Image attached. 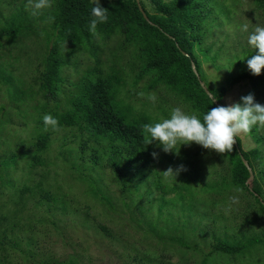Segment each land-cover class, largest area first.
I'll use <instances>...</instances> for the list:
<instances>
[{
    "label": "trees",
    "instance_id": "1",
    "mask_svg": "<svg viewBox=\"0 0 264 264\" xmlns=\"http://www.w3.org/2000/svg\"><path fill=\"white\" fill-rule=\"evenodd\" d=\"M148 1L153 5L155 12L149 11L143 0H140L143 11L137 0H102L100 5L107 9L108 19L107 22L97 25L95 36L89 31L90 21L94 18L91 14L94 0H52V7L39 10L37 15L32 14V8H25L27 2L24 0L7 18L5 17L4 22L0 20L1 49L5 44L22 47L24 40L39 36L46 42L44 50L39 55L41 69L35 79L39 86L37 92L42 97L40 104L36 106L34 116L37 125L30 141L19 140L14 143V148L11 147L4 154H0L1 188L9 189L19 185L22 186V194L36 188V193L40 192L41 198L48 200L47 202L59 203L65 208L67 199L52 196L42 187L43 180L35 186H30L25 184L26 180L22 181L14 175L21 160H28V157H31L35 164L45 161L43 154L50 149L55 131L51 128L45 131L42 118L45 114H51L58 119L59 128H75L79 131L78 137L81 140L72 166L87 172L82 180L88 184V191L95 195L100 194L101 198L109 203L110 197L102 188L101 177L96 176L97 171L108 166L124 191L123 194L130 198L131 206L139 207L138 201L144 198L145 192L150 198L155 188L162 192L160 211L162 207L172 205L177 200L182 202L184 209L187 200L189 215L194 213V206L199 202L187 196L192 194L190 171L180 173L175 181L163 178V172L156 168L154 165L156 161L152 156L157 144L153 142L147 145L146 134L143 132L144 124L159 121L150 114L136 109L127 95H122L125 87L122 67L116 60L111 65H106L99 52L110 39L119 36L122 41L120 48L133 49L137 59L135 63L141 62L135 84L144 75L151 74L153 77L150 88L166 86L176 99L186 103L189 112L196 114L202 121L203 115L210 108L227 106L223 98L228 88L207 85L202 68L203 62L199 57V54H203L205 59L208 58L211 47L205 43L217 19L216 12L225 11L218 0ZM252 3L255 10L264 14V0H252ZM38 19L45 22L39 24ZM78 50H88L95 64L86 70L79 81L72 82L75 89L67 103L69 107L60 112L59 97L65 82L62 71L68 59L76 57L75 53ZM257 53L258 49L249 50L244 56V62L247 63V60ZM113 55L119 59L117 54ZM8 66L9 64L0 66V80L12 86L11 94L15 100L24 99L26 95L21 86L22 82L15 83L14 72ZM241 80H249L253 91H261L264 89V70L256 76L247 69L236 77V81ZM212 97H215L214 103ZM251 131L254 132V129ZM254 139L261 143L264 136L257 135ZM236 140L237 144H234L233 151L221 154L227 161L226 173L224 168L218 171L212 182L204 183V190L220 196L209 199L213 206L219 201L229 202L233 195H240L241 200L246 201L243 221L240 224L260 226L261 229L258 234L251 235L241 230L228 234L227 229L224 230V235H221V232H214L212 248L200 264H209L213 254L230 257L236 264H264V226L261 225H264V192L258 179V175L264 179V168H260L263 165L262 151L258 146L245 149L240 137H236ZM90 141H93V146L90 145ZM23 146L27 148L21 150ZM86 148L91 149L87 157L88 162H85ZM66 151L69 153L73 149L67 148ZM242 155L255 174V178L249 182L247 181L250 172ZM181 157L182 153L179 152L178 163L182 162ZM236 189H240V192H236ZM183 190L188 193L183 194ZM171 192L176 196L166 198L165 195ZM37 204L39 205V202ZM219 217L226 220L222 215ZM169 218L170 213L166 221ZM6 219L5 214H0V223ZM232 220L235 219L232 217ZM158 221L159 218H156L151 222V231L159 230L166 234L167 227L160 225ZM189 221L190 219H187L185 225ZM177 227L185 233H188V229L193 232L197 228L195 225L188 229L184 226ZM102 229L109 232L104 226ZM8 231L7 228L0 230V246L12 241ZM168 239L188 245L182 238L170 236ZM11 243L17 244L18 241L13 240ZM260 255L262 258H259Z\"/></svg>",
    "mask_w": 264,
    "mask_h": 264
},
{
    "label": "rangeland",
    "instance_id": "2",
    "mask_svg": "<svg viewBox=\"0 0 264 264\" xmlns=\"http://www.w3.org/2000/svg\"><path fill=\"white\" fill-rule=\"evenodd\" d=\"M22 1L24 0H0L1 22ZM143 1L149 11H156L148 0ZM218 1L225 13L216 12L217 19L205 43L211 47L208 58L205 59L203 54H199L203 62L205 82L208 86L228 88L223 98L227 106L242 103L241 97L249 93L254 95L255 102L264 105V89L253 91L249 80L236 81V77L248 69L244 56L249 50H253L248 44V36L256 26H264V14L255 10L252 0ZM25 8L31 9L30 6ZM37 22L43 24L45 21L38 19ZM244 24H248V31L241 30ZM121 42L119 36L110 39L99 52V56L106 65H111L116 60L122 67L125 77L122 95L126 94L136 109L150 114L159 122L170 118L175 107H180L187 114H193L189 112L186 103L176 99L166 86L150 88L153 77L151 74L144 75L135 84L141 62L135 63V51L121 49ZM23 43L22 47L5 44L0 48V66L9 64L8 68L13 70L16 77L15 83L22 82L21 86L26 95L24 99L15 100L11 94L12 86L0 80V154L14 148V143L19 140L30 141L37 125L34 116L42 97L37 92L39 86L35 79L41 69L39 55L46 42L39 36L24 40ZM75 54L76 57L69 58L62 71L65 82L59 97L60 112L69 107L67 103L75 89L72 82L79 81L86 70L95 64L88 50H78ZM113 54H117L119 59ZM153 93L157 97L155 103L147 99ZM252 129L254 132L250 131L238 137L245 149L255 146L261 149L263 165L260 168H264V140L258 143L254 139L257 135L264 136V127L255 125ZM78 136L79 131L75 128H59L53 133L50 149L43 154L45 161L35 164L28 157V160L19 162V168L14 174L22 181L26 180L25 184L30 186L43 180L42 187L52 196L67 199L65 208L59 203L47 202L48 200L41 198L40 192L36 193V188L22 194V186L19 185L9 189L0 187V214H5L7 218L0 223V230L9 229L12 241H18L17 244L7 241L5 246H0V264H200L212 248L214 232H221V235L227 229L228 234L239 230L248 235L260 232V226L240 224L246 204L240 195L237 204L230 205V201H219L213 206L210 203L213 196H220L207 193L204 183L212 182L217 177V172L223 168L225 172L227 161L220 153L205 149L195 142L181 145L180 149L178 145L177 149L182 153V162L178 163L179 155L175 152L165 153L160 147L155 149L158 158H154V165L159 170H167L170 166L175 170L182 164L190 171L192 194L187 196L193 197L199 203L195 204L194 213L189 215L187 200L184 209L182 202L177 200L172 205L162 207L160 211L162 192L155 188L150 198L145 192L144 198L138 201V206L143 207L142 209L131 206L130 198L123 194L124 191L108 166L97 171L96 176L101 177L102 188L110 197L109 203L100 194L95 195L88 191V184L82 180L87 172L72 166L81 140ZM90 145L93 146V141H90ZM25 148L27 146H23L21 150ZM67 148H72L73 151L68 153ZM90 151V148H86L85 162H88ZM163 178L168 181L176 180L174 177L165 178L164 175ZM258 179L264 192V179L260 175ZM150 187L151 185L148 186ZM182 193L188 192L183 190ZM175 196L172 192L165 195L168 199ZM133 197L138 199L135 195ZM21 198L23 199L19 203ZM229 206L230 211L226 213L225 209ZM169 213L172 219L166 221ZM221 215L226 220H222L219 217ZM232 217L234 221H231ZM156 218H159L160 225L167 227L166 234L159 230L151 231V222ZM187 219L190 221L186 226ZM192 225L197 227L193 232L188 229ZM102 226L109 232L104 231ZM177 226H184L188 233L181 232L182 229ZM246 226L254 229H247ZM170 236L182 238L188 245L168 239ZM209 264L236 262L225 255L213 254Z\"/></svg>",
    "mask_w": 264,
    "mask_h": 264
},
{
    "label": "clouds",
    "instance_id": "3",
    "mask_svg": "<svg viewBox=\"0 0 264 264\" xmlns=\"http://www.w3.org/2000/svg\"><path fill=\"white\" fill-rule=\"evenodd\" d=\"M33 9L32 14L37 15L38 11L52 7V0H27L26 7ZM107 9L100 5V0H94L91 14L94 17L89 24V31L92 35L97 34V25L107 22ZM248 24L241 27L242 31H248ZM248 44L258 53L247 60V68L253 75H260L264 70V26H256L248 36ZM211 95V94H210ZM147 99L152 103L156 102V95L149 94ZM213 103L215 97H212ZM242 103H234L229 106H217L210 108L203 115L202 121L196 114H187L180 107L171 111L170 118L163 119L154 124H144L143 132L146 134V143L156 142L165 153L179 155L181 145H190L195 142L205 149L214 150L217 153L225 154L233 151L236 137L241 134L250 133L255 125L264 127V105L255 102L254 95L249 93L241 97ZM45 131L51 128L59 130L58 119L51 114L43 116ZM153 158H158V153H152ZM184 165H179L175 170L170 166L162 171L165 178L174 177L182 171H186ZM240 192V189H236ZM239 203V197H230V205ZM229 208L225 209L227 213Z\"/></svg>",
    "mask_w": 264,
    "mask_h": 264
},
{
    "label": "water",
    "instance_id": "4",
    "mask_svg": "<svg viewBox=\"0 0 264 264\" xmlns=\"http://www.w3.org/2000/svg\"><path fill=\"white\" fill-rule=\"evenodd\" d=\"M137 1H138V3H139L140 9L143 11V7H142V5H141V3H140V0H137ZM145 16L147 17L146 14H145ZM193 68H194V70L196 71V68H195V65H194V64H193ZM202 84H203V86L206 88L204 82H202ZM206 90H207V89H206ZM207 92H208L209 94H211L208 90H207ZM211 96H212V94H211ZM236 144H237V141H236ZM242 158H243V161H244L245 165L248 167L249 172H250V177H249V179H248V181H247V182H249V181H251V180L254 179L255 174H254L253 168L250 166V164H249V162L247 161V159H245V157H244L243 155H242Z\"/></svg>",
    "mask_w": 264,
    "mask_h": 264
}]
</instances>
